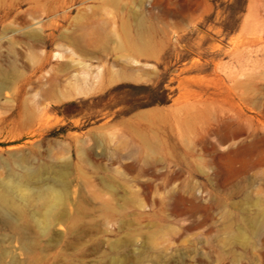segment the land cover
Here are the masks:
<instances>
[{
    "label": "rangeland",
    "instance_id": "rangeland-1",
    "mask_svg": "<svg viewBox=\"0 0 264 264\" xmlns=\"http://www.w3.org/2000/svg\"><path fill=\"white\" fill-rule=\"evenodd\" d=\"M0 191V264H264V0H0Z\"/></svg>",
    "mask_w": 264,
    "mask_h": 264
},
{
    "label": "bare ground",
    "instance_id": "bare-ground-1",
    "mask_svg": "<svg viewBox=\"0 0 264 264\" xmlns=\"http://www.w3.org/2000/svg\"><path fill=\"white\" fill-rule=\"evenodd\" d=\"M30 173L31 172L28 171L26 174L21 175L20 178L17 179H12V177L8 178V183L13 185L16 189H19L27 199L30 198L31 195L29 193L28 182L29 175H31ZM41 198H43L44 202L49 206L41 220L43 228L48 229L53 221L52 210L55 209L57 203L62 200V192L59 188L51 186L47 192L42 193ZM19 207L20 201L14 195L0 191V208L3 209L8 215L11 214L12 211L19 209Z\"/></svg>",
    "mask_w": 264,
    "mask_h": 264
},
{
    "label": "trees",
    "instance_id": "trees-1",
    "mask_svg": "<svg viewBox=\"0 0 264 264\" xmlns=\"http://www.w3.org/2000/svg\"><path fill=\"white\" fill-rule=\"evenodd\" d=\"M151 88H153V87H151ZM154 89V88H153ZM163 94V93H162ZM163 96V95H162ZM153 97H154V95H153ZM152 100H154V101H156V100H158V101H161V100H163V97H161L160 99H156L155 97H154V99H152Z\"/></svg>",
    "mask_w": 264,
    "mask_h": 264
}]
</instances>
